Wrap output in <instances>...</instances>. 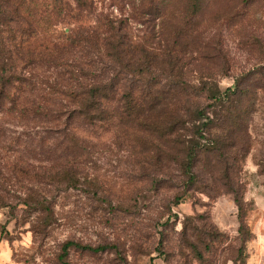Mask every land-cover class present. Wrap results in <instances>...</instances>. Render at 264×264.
Here are the masks:
<instances>
[{
	"label": "rangeland",
	"instance_id": "obj_1",
	"mask_svg": "<svg viewBox=\"0 0 264 264\" xmlns=\"http://www.w3.org/2000/svg\"><path fill=\"white\" fill-rule=\"evenodd\" d=\"M84 1L87 7L60 0L59 8L55 0H25L20 21L1 1L5 47L14 30H34L31 51L57 48V65L32 67L33 61L15 59L17 73L32 85L20 94L12 92L15 105L0 97V264H59L57 255L67 240L107 247L98 253L71 251L70 264H197L181 233L187 218L223 235V242L206 255L210 264H233L238 224L231 194L218 195L208 187L184 190L177 166L156 164L147 130L123 121L89 125L71 119L75 104L47 88L54 84L74 92L79 85L116 79L118 99L137 84L105 52L102 43L111 28L119 33L120 48L126 41L132 47L155 46L158 53L162 37L190 24L186 0ZM154 5H160L159 14L151 10ZM189 29L194 35L186 40L200 42L206 51L205 60L197 62L193 46L182 50L188 82H215L224 91L264 65V0H203ZM178 41L169 44H187ZM251 83L248 149L235 177L242 183L244 200L252 201L245 217L252 232L244 248L246 264H264V173H259L264 168V82ZM119 103L109 106L118 111ZM67 132L79 139L75 149L62 138ZM63 170H72L76 186L56 180ZM35 199H46L50 212L33 210ZM190 235L187 231L194 242Z\"/></svg>",
	"mask_w": 264,
	"mask_h": 264
},
{
	"label": "trees",
	"instance_id": "obj_2",
	"mask_svg": "<svg viewBox=\"0 0 264 264\" xmlns=\"http://www.w3.org/2000/svg\"><path fill=\"white\" fill-rule=\"evenodd\" d=\"M1 1L0 33L5 30L3 27H6ZM56 1L59 8H62L60 0ZM3 2L11 9L16 21L22 20L23 12L26 11L25 0H3ZM75 2L77 6H88L84 0H75ZM202 4L203 0H186V17L189 15L190 18L188 24H191V19L199 14ZM154 7L151 10L155 11L154 14H159L160 5ZM61 12L57 11L59 16ZM12 20L14 22V19ZM190 24L186 25L184 30L180 27L172 36L168 34L170 37H166L167 39L162 37L163 46L161 50L158 47V53L155 46L132 47L127 46L126 41L123 43L124 47L120 48L122 41L119 33L117 29L111 28L109 37L102 43L105 52L109 51L111 60H115L116 65L127 72L137 84L124 89L118 99H115L118 90L116 79L107 84L95 81L87 85H79L74 92L63 91L54 84H49L47 88L52 93L67 96L70 102L75 104L77 111L74 116L72 112L69 113L71 119L83 120L89 125L97 122L120 124L124 122L141 130H147L152 137V154L156 164L177 166L183 178L184 190L208 187L218 195L231 194L237 211L238 246L235 249L236 257L230 261L233 264H246L244 248L246 242L252 238V232L245 223V217L252 209V201L244 200L242 183L236 181L235 174L240 169L241 156L248 149L246 109L251 99L250 95L254 91L251 82H264V65L260 69L257 68L255 73L253 72L256 69H253L241 75L236 79L233 87L224 91H221L215 82L200 80L196 85L186 81L185 71L182 72L184 63L180 62L182 55L185 56L182 50L193 46L190 49L198 54L195 59L197 62L205 60L203 55L206 51L205 46L201 47L200 42L190 44L188 41L190 39L186 40L190 35H194L189 29ZM28 32L23 29L14 30L8 39L9 47H5L4 39L0 36V97L10 100L12 105L16 104V97L12 92L19 91L20 94L25 87L32 85L17 73L15 59H19L24 64L33 61L32 67L42 63L57 65V48L31 51V42L36 35L34 30L30 34ZM178 40L187 41V44H183L184 46L180 48L179 45L173 48L169 44L180 43L181 41ZM218 53L219 50L217 53H212L213 57ZM244 82L250 83L243 88ZM200 99L207 102L205 107L198 104L197 100ZM50 101L51 106H57L55 99ZM114 101L120 102L118 111H114V108L109 106ZM62 138L74 149L79 143L75 134L70 132L64 133ZM259 173H264V168L260 169ZM55 175L59 182L76 186L72 170H63ZM33 203H35L33 210L50 212L46 199H35ZM1 204L0 201V206ZM191 219L187 218L183 224L181 231L183 242L187 248H190L197 264H210L211 261L206 259V255L212 252L215 244L223 242V235L210 227L205 229L203 216H197V219L203 222L201 228L194 225ZM187 231L191 232L190 236L194 238V242H189L186 237ZM106 249V246L92 247L67 240L61 245L57 260L59 264H70L71 251L98 253ZM185 258L184 256V261Z\"/></svg>",
	"mask_w": 264,
	"mask_h": 264
}]
</instances>
